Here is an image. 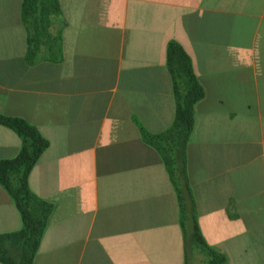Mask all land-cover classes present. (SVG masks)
Instances as JSON below:
<instances>
[{"label":"crops","instance_id":"1","mask_svg":"<svg viewBox=\"0 0 264 264\" xmlns=\"http://www.w3.org/2000/svg\"><path fill=\"white\" fill-rule=\"evenodd\" d=\"M59 1L62 56L29 64L23 0H0V115L50 142L30 177L55 205L34 264H188L178 195L141 133L174 122L171 41L206 93L187 148L191 224L225 264H264V0ZM21 146L0 125V160ZM22 227L0 184V235Z\"/></svg>","mask_w":264,"mask_h":264},{"label":"trees","instance_id":"2","mask_svg":"<svg viewBox=\"0 0 264 264\" xmlns=\"http://www.w3.org/2000/svg\"><path fill=\"white\" fill-rule=\"evenodd\" d=\"M62 17L59 0H23L22 22L28 36L26 60L29 64L42 59H60ZM167 66L176 101L174 122L157 134L141 127L142 138L160 155L178 195L188 248L190 245L201 248L209 258L207 264H225L224 256L205 241L195 215L191 224L187 211L186 195L191 194L187 148L195 125V107L206 93L197 78L192 58L177 41L168 45ZM0 125L14 131L22 141L17 157L0 160V184L14 201L23 221L21 230L0 235V264H34L55 205L32 191L30 177L50 142L25 119L0 115Z\"/></svg>","mask_w":264,"mask_h":264},{"label":"rangeland","instance_id":"3","mask_svg":"<svg viewBox=\"0 0 264 264\" xmlns=\"http://www.w3.org/2000/svg\"><path fill=\"white\" fill-rule=\"evenodd\" d=\"M199 256V261H196ZM209 258L201 248L190 245L188 248V264H207Z\"/></svg>","mask_w":264,"mask_h":264}]
</instances>
